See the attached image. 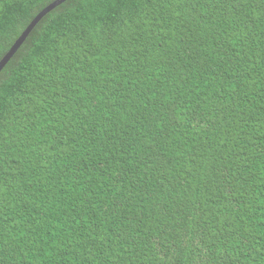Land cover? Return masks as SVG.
Wrapping results in <instances>:
<instances>
[{
    "label": "trees",
    "instance_id": "16d2710c",
    "mask_svg": "<svg viewBox=\"0 0 264 264\" xmlns=\"http://www.w3.org/2000/svg\"><path fill=\"white\" fill-rule=\"evenodd\" d=\"M57 0H0V62ZM0 264H264V0H68L0 73Z\"/></svg>",
    "mask_w": 264,
    "mask_h": 264
},
{
    "label": "water",
    "instance_id": "95a60500",
    "mask_svg": "<svg viewBox=\"0 0 264 264\" xmlns=\"http://www.w3.org/2000/svg\"><path fill=\"white\" fill-rule=\"evenodd\" d=\"M68 0H57L55 3L51 4L49 7L44 9L35 19L34 21L29 25V27L26 29V31L22 34V36L17 40L15 45L12 47L10 52L3 58V60L0 62V73L4 69V67L7 65V63L11 60V58L16 54V52L19 50L21 45L26 41V39L29 37L31 32L34 30V28L40 23V21L49 14L52 10H54L56 7L62 5Z\"/></svg>",
    "mask_w": 264,
    "mask_h": 264
}]
</instances>
